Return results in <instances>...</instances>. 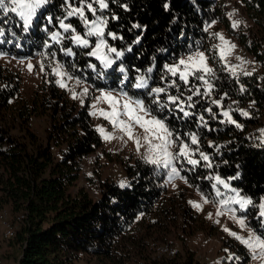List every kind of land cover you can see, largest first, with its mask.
<instances>
[{
	"label": "trees",
	"instance_id": "1",
	"mask_svg": "<svg viewBox=\"0 0 264 264\" xmlns=\"http://www.w3.org/2000/svg\"><path fill=\"white\" fill-rule=\"evenodd\" d=\"M238 1L251 22V27L241 32L231 26L223 0H108V9L98 15L108 18V43L124 51V56L112 68L103 70L105 75L99 79L89 65H95L97 72L102 69L96 59L86 54L89 49L65 40L58 45L45 32L46 26L53 30L52 25L63 34L58 18L66 15L65 0H50L45 5L38 14V18L44 17L39 28L41 36L35 38L37 43L51 41V47L44 53L55 52V59L75 75L90 81L96 89L119 91L123 87L129 95L144 99L146 105L151 104L153 97L147 90L133 87L136 77L152 67L150 88L166 87L168 82L176 80L184 97L192 95L191 103L195 106L186 108L192 115L157 112L155 104L151 107L153 114L166 119L186 143L190 144L187 134L196 133L199 151L210 157V168L204 161L195 167L183 162L181 169L187 183L211 197L214 180L209 177L219 175L258 205L264 202V144L255 137L254 129L264 126V0ZM72 2L79 6V0ZM3 11L0 10V17ZM113 15L118 19H113ZM66 22L84 31L76 17ZM215 23L224 25L229 35H235L256 57L261 73L240 79L229 76L217 55L218 36L212 28ZM107 31L123 39L112 40ZM67 47L76 53L74 58L61 52V48ZM33 48L32 56L38 46ZM197 50L208 54L215 71V76L210 77L214 85L210 96H195L186 91L195 85L203 93L205 89L200 81L190 77L191 83L185 85L166 71V65H173ZM20 52L25 56L31 53ZM119 66L126 69L127 81L123 80L125 73L118 70ZM21 81L16 71L0 69V209H8L13 216L21 212L27 215L15 239L22 251L18 264H76L83 258L93 264H202L192 252L180 259L154 256L155 231L164 228V218H172L176 211L174 207L164 206L167 193L164 169L138 158L124 165L127 183L123 187L119 182L104 181L97 198L85 189L72 192L80 178L82 162L103 147L89 105L72 103L54 82L47 88L50 96L20 103ZM168 91L176 95L175 88ZM160 99L166 97L162 95ZM213 100L221 101L222 107L212 103ZM209 108L211 113L206 111ZM225 110L230 111L241 127L227 121L222 114ZM48 113L52 125L47 130L46 142L39 140L28 127H22L34 115ZM200 116L204 117L206 127ZM19 130L22 132L16 133ZM190 147L197 146L190 144ZM178 207L187 222L196 218L190 207ZM244 215L264 238V226L257 218L258 208L249 206ZM238 248L245 256L231 264H248L247 250L241 245Z\"/></svg>",
	"mask_w": 264,
	"mask_h": 264
},
{
	"label": "snow or ice",
	"instance_id": "2",
	"mask_svg": "<svg viewBox=\"0 0 264 264\" xmlns=\"http://www.w3.org/2000/svg\"><path fill=\"white\" fill-rule=\"evenodd\" d=\"M50 0H0V10L5 12L10 11L16 13L21 20L24 22L25 28L29 27L32 24L33 18L37 15L39 9L47 5ZM95 5V7H94ZM127 7L126 5H122ZM109 4L108 0H79V6H74L72 0H65L64 11L66 15L63 18H58L59 28L63 30V34L60 31H54L50 33V39L56 44H61L64 39H69L77 47L84 49H91L87 52L88 56L94 57L96 60L100 61L102 65V70L96 73V78H101L105 75L103 69L112 68L116 64V60L124 56V51L118 50L115 46H112L108 43L106 39V29L108 25V18L103 15H98L103 13L104 10L108 9ZM167 7V5H166ZM91 13L92 19H89L87 13ZM71 17H76L81 24L83 25L85 32L80 34L77 32V29L70 23L65 21ZM113 19H118L113 15ZM49 23H51V17H48ZM239 22H234L233 27H237ZM133 27H140V25H134ZM67 34V35H64ZM3 35V31L0 30V36ZM107 36L112 40L123 39L122 36H117L115 32L107 31ZM95 37V42L93 43L89 38ZM219 40L222 42L223 46L217 45L216 47L219 50V56L221 60H227V56L231 54L232 50L235 49V45L231 44L230 41H227L222 34H218ZM138 42V41H137ZM46 47H51V45H46ZM131 51V49H127ZM61 51L68 57H75L76 53L72 50V47L61 48ZM3 53H0L2 56ZM46 59L52 61L54 60L56 53H41ZM238 59H240L238 57ZM23 62V61H21ZM243 63V61H242ZM51 66V65H49ZM75 67V65H72ZM28 70H33V65L31 62L27 65ZM93 71H96L95 65H89ZM167 73H170L173 77H178L185 85L191 83L190 77L194 80H198L202 83L205 91L201 93L200 87L193 85L190 88H187L186 91L192 92L195 96H210L214 85L211 82L210 77L215 76V71L208 64V56L203 51H195L186 58L179 59L177 64L166 65ZM45 65L41 62V71H44ZM52 74L58 77L56 83L61 88H67L72 92L73 99L86 97L89 94L90 87L92 85H86L85 81L74 77L65 67V65L59 61H55V66H51ZM118 70L121 73H125L123 80L127 81L126 69L122 66L118 67ZM233 75L236 74L235 67L230 68ZM153 68L149 67L146 70L145 74H142L136 77V82L133 87L136 89H144L148 91V94L153 97L151 104L146 105L144 99L136 98L130 96L127 91L121 90L115 92L112 90L97 89L100 95L95 97L97 103H106L110 110H105L103 108L97 109V104H93L92 115H97L103 117L107 120L114 129L119 132H122L129 140H132L137 145V150L140 147L146 146L147 155L144 157L145 162L151 165H154L156 168H163L168 170V180L172 182L175 178L179 177V169L176 167V163H183L186 161L188 164H191L193 167L200 164L201 161L205 162L206 167H212V162L210 157L202 151H199V138L196 133H188V139L190 140L191 145H196V148L190 147L189 143H186L179 133L171 129L166 122V119H161L159 116L153 114L152 104L156 105V111L162 112L167 110L168 112L179 111L183 113L184 117L192 115L190 111H187L186 108H192L195 105L191 103L192 95L184 97V93L180 92V85L176 80H171L168 82L166 87H149L150 81L152 79L151 73ZM245 75H250L251 73L245 72ZM166 79V77H162ZM75 80V86H83L82 92L77 93L75 88H69V85L65 81ZM175 88L176 95H172L168 89ZM243 91V89H241ZM165 96V100H161V96ZM183 97V98H182ZM212 103L217 106H221V101L213 100ZM175 105V109L171 106ZM209 113L212 112L211 108L206 109ZM223 116L227 119L228 122L236 124V127H241L237 124L236 121L232 118L230 111H223ZM242 115L247 116V112H242ZM200 121L203 122V125L206 127V122L204 117H199ZM139 127L143 130V143H141V138L135 135V129ZM98 131L103 135L105 140H112L114 138L113 134L108 133L105 128L100 127ZM123 139V136L120 137ZM264 143V141H262ZM176 147L178 150L173 152L172 149ZM218 150V149H217ZM199 153V159H195L196 154ZM183 160H180V158ZM185 179L184 177H179ZM238 178V177H235ZM215 181L212 188L215 190V198L211 199L207 196H204L201 193L202 203L195 201H190L194 208L197 210H203V205L210 202L218 204V210L216 212L217 216H222L230 214V219L236 221L242 229L248 228L246 224V218L237 217L235 213L238 210L247 211L249 206L258 208V219H260L261 225L264 226V202L259 203L258 205L254 201L246 196H242L240 191L236 188L231 187L230 182L222 179L219 175L214 177H209ZM187 183V180L185 179ZM217 185L226 189L228 193L222 192ZM123 187L124 184L122 183ZM199 191V189H197ZM223 197V198H221ZM219 198V199H217ZM232 205H237L238 209L232 207ZM209 218H212V214H209ZM219 223V221H217ZM229 235L237 239L241 244L245 245L248 249L252 259H258L264 262V238L261 235L256 233V230H250L249 236L247 238L238 235L236 232L231 231L228 228L224 229ZM227 252V250H225ZM227 260L229 261H238L239 257L233 256L229 253Z\"/></svg>",
	"mask_w": 264,
	"mask_h": 264
},
{
	"label": "rangeland",
	"instance_id": "3",
	"mask_svg": "<svg viewBox=\"0 0 264 264\" xmlns=\"http://www.w3.org/2000/svg\"><path fill=\"white\" fill-rule=\"evenodd\" d=\"M223 3L225 9L228 12V18L231 23V26L233 27L234 22H239L237 27H233L237 32H241L242 30L244 31L251 27V22L245 14L244 7L238 0H223ZM44 7L45 6L38 10L37 15L33 18L32 24L27 28H25L24 22L16 13L10 11L2 12V15L0 17V30L3 31V35L0 36V53H3V55L0 56V69H10L19 73L22 79L21 91L19 95L20 103H26L32 101L34 98H42L48 96L49 94L47 92V88L49 87L51 82H54L61 90V92L66 96V98H68L72 103L78 106H85L87 104L89 105V112L97 131L98 128L103 127L108 133L113 134L114 138L112 140H105L103 135H101V133L98 131L103 140V147L99 149L96 153L87 157L82 162V172L80 178L76 182L75 186L72 188L73 193H76L81 189H85L92 196L97 198L100 195L99 187L101 183L104 181L119 182L120 179H125L126 174L124 171V165L138 159L139 157L135 155L136 152H144L147 148L146 146H144L140 147V149L137 150V145L132 140H129L127 136H125L122 132H119L114 129L113 126L107 120L99 116V114L95 116L91 114L93 111H96V109H93L92 107L93 104H97V109H110L108 108V105L106 103H97L95 97L99 96L100 93L91 84L90 81L80 78L77 74L75 75L65 66L66 69L74 77H78L79 79L85 81L86 85L93 86L90 87L88 96L82 97L83 103L81 102V98L73 99L71 91H69L67 88H61L56 83L58 77L52 74L51 66H55V61L59 60L54 58V60L50 61L46 59L44 55H41V53H44L45 50L49 49V47H46V45H50L51 41L46 39L47 44H43V41H39V43H37V40L35 38L36 35L41 36L39 33V28L41 23L44 22V17L40 19L38 18L40 17L38 14H40L44 10ZM87 14L89 19L93 18L90 12ZM50 26L53 30H49L47 26L45 27V32L49 36L50 33L57 31L54 29V26ZM212 28L216 31L217 36L218 34H222L227 41H230L231 44H234L236 50H238L239 48H244L238 41V39L234 37L235 35H229L228 30L224 25L215 23L213 24ZM76 29L77 32H79L80 34H84L85 32V29L83 32L80 31L78 28ZM89 39L93 43L95 42V37H91ZM64 40L66 43L71 42V40L69 39ZM217 45L223 46L219 38ZM33 46H38V49L35 51L34 56H32L34 52L32 50H35V48L32 49ZM20 51H26V53L30 51L31 53L25 56L21 54ZM89 51H91V49H89ZM61 52L64 53L63 51ZM217 53L218 58L220 59L218 48ZM205 54L208 56L206 52ZM186 57L187 55H184L181 58ZM29 62H31V64L33 65L32 71L28 70L27 65ZM41 62H43L45 65L44 71H41ZM98 62L100 63V61ZM208 64L210 67H212L209 60V56ZM100 66L102 69L101 63ZM109 69L103 70L107 71ZM94 72L97 73V69ZM65 82L69 85V88L74 87L75 91L78 94L82 92L84 85L76 87L75 80H66ZM101 89L111 90L107 88ZM112 91L119 92L120 90ZM51 125L52 117L51 114L48 113L34 115L28 123H23L22 127H28L29 130L39 138V140L46 142L47 130L50 129ZM21 132V130L16 131V133ZM135 135L141 138V143H143V130L137 127L135 129ZM121 136H123V139H120ZM260 141L262 143V140ZM177 150L178 149L176 147L172 149L173 152ZM196 157L200 158L199 153L196 154ZM180 160H183V158L181 157ZM184 162L187 163L186 161ZM182 164L183 163L179 162L176 163V167L180 170L179 177H184L181 169ZM164 170L166 173L165 186L167 189V193L164 199V206L174 207V211H176L172 214V218H164V228L159 229L160 231H155V235L152 238V240L155 239V246L154 244H152V251H154V253V249H156V247H158L159 245L170 244L173 245V247L175 248V251L178 254V259L184 257L187 252H192L195 254L197 260H199L202 264H231L233 261L227 260L229 253L233 254V256L235 257H239L238 261H240L245 256L244 254L239 252L238 246L241 245L247 250V254L250 256V261L248 264H264V262L258 259H252L246 246L241 244L237 239L229 235V233L224 230L225 228H228L231 231L236 232L238 235L247 238L249 236L250 230L253 229L250 226V221L244 215V213H246L248 210L246 212L238 210L235 213L237 217L246 218V224L248 225V228L245 229H242L236 221L230 219V214L226 213L225 215L217 216L216 212L218 210V204L216 203L210 202L208 204H204L202 211L197 210L189 202L195 201L203 204V201L201 199V192L189 186V184L185 182V179H181L179 177L175 178L172 182H169V172L166 169ZM213 183H215V181ZM230 185L231 187L235 188L234 186H232L231 182ZM217 187H219L222 192H225L226 194H231L228 193L226 189H223L222 186L217 185ZM209 198L210 200L215 198V190ZM179 205H185V207H190L197 214L196 218L189 219V222H187V219L184 220L181 216L182 212L181 208L178 207ZM232 207L238 209L237 205H232ZM209 214H212L211 219L209 218ZM174 217L177 218L175 222L173 220ZM217 221H219V223H217ZM256 233L261 235L257 231ZM234 243H236L237 245H235ZM19 247L20 242L18 240H15L12 243L5 245V247L1 248L0 254L4 259V264L17 263V259L19 257ZM225 250H227V252ZM76 264L93 263L89 262L86 258H83Z\"/></svg>",
	"mask_w": 264,
	"mask_h": 264
},
{
	"label": "built area",
	"instance_id": "4",
	"mask_svg": "<svg viewBox=\"0 0 264 264\" xmlns=\"http://www.w3.org/2000/svg\"><path fill=\"white\" fill-rule=\"evenodd\" d=\"M238 57L240 59H238ZM221 61L225 67V71L229 74V76L236 79L253 76L262 72L260 66L257 63L256 57L244 48L232 50L231 54L227 56V60ZM233 67L236 69L235 75H233L232 71H230V68ZM245 72H249L251 74L245 75ZM254 135L257 139L264 141V126H257L254 129ZM135 155L139 158H144L147 155V149L144 152H136ZM119 183H123L125 185L127 183V178L125 177V179H120ZM26 217L27 215L25 212H21L16 216H13L8 209H0V250L2 247H5V245L15 241L17 232L19 231L21 225L25 222ZM154 256L159 259H174L177 256V252L175 251L173 245L161 244L156 247ZM0 264H4V259L1 254Z\"/></svg>",
	"mask_w": 264,
	"mask_h": 264
},
{
	"label": "crops",
	"instance_id": "5",
	"mask_svg": "<svg viewBox=\"0 0 264 264\" xmlns=\"http://www.w3.org/2000/svg\"><path fill=\"white\" fill-rule=\"evenodd\" d=\"M11 250H12V249H11ZM13 252H14V251H13ZM21 253H22V251H21V248L19 247V257H18V259L20 258ZM18 259H17V263H16V264H18Z\"/></svg>",
	"mask_w": 264,
	"mask_h": 264
}]
</instances>
